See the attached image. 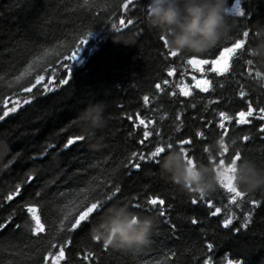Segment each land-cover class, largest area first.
Masks as SVG:
<instances>
[{"label": "trees", "instance_id": "1", "mask_svg": "<svg viewBox=\"0 0 264 264\" xmlns=\"http://www.w3.org/2000/svg\"><path fill=\"white\" fill-rule=\"evenodd\" d=\"M89 3L100 6L84 8V0H0V76L5 77L0 80V115L5 110V98L9 100L8 107L14 106V100L21 103L16 113L0 121V204L3 205L0 206V222L7 223L11 219L22 223L19 230L10 225L0 231V264H42L52 230L49 228L43 238H29L23 222L26 217L30 220V216L24 205L40 204L43 219L51 224L56 219V207L72 199L94 177L107 176L116 165L126 162L133 151L148 152L158 144L160 137L156 135L145 145L139 143L144 128L135 126L138 125L137 114L145 120H155V125L149 128L154 133L162 132L165 142L169 137L174 144L184 138H193L196 160L208 163L203 149L211 146L213 151H218L219 112L225 111L235 119L237 112L246 109L248 100L257 109L264 107V88L255 85L253 78L247 76L248 66L242 60L235 61L231 79L211 74L216 80L214 91L200 93L195 89L191 97L171 96V92L179 93L176 85L187 83L191 75L199 77L200 73L181 63L186 61L185 56H166L167 49L160 35L145 24V9L129 12L136 22L120 34L133 36L135 42L125 46L113 43L111 34L116 32L110 27L125 15L120 8L122 0H89ZM235 3L236 0H227V8L231 10ZM241 5L248 10V15L239 26L234 17L232 35L221 44L234 39L236 33L243 30L254 34L255 23L264 22V0H241ZM89 29L92 35L82 47L78 62L72 65L73 76L67 85H61L59 80L67 78V73L58 61L67 63L63 60L64 54L70 55L69 47L78 43L77 37ZM253 42L254 35L249 45ZM45 52L49 54L40 63L44 68L51 63L57 70L51 85L55 91L44 94L52 68L44 71L38 67L21 83L30 86L35 83L37 74L44 75L45 80L31 93L24 92L13 77ZM173 66L178 75L168 77L167 70ZM254 67L257 70L255 64ZM180 73L185 74L181 76ZM164 79L169 80L168 85H163ZM10 82L11 88L8 87ZM157 83L165 88L163 93L156 90ZM241 83L248 93L244 100L239 97ZM145 95L150 97L147 105L143 101ZM30 97H34L31 103L23 104V99ZM99 102L105 105V127L97 130L92 139L86 138L65 148L69 139L82 135L80 118L85 109ZM165 114L167 119H162ZM178 114L181 121L176 120ZM181 123L182 130L177 133L175 129ZM262 125L264 122L259 120L239 128L228 125L229 145L233 139L237 140L236 145L230 147L229 160L237 150H242L244 158L264 167V134L258 131V126ZM200 130L205 132L206 139L196 137ZM245 134L250 136L247 143L241 139ZM13 160L15 162L9 165ZM128 171H132V175L122 170L117 177L122 192L110 206H126L137 195L141 203L154 195L166 200L165 217L158 211L140 215L154 220L150 244L134 253L111 249L105 252L100 243L89 239L86 231L77 234L68 252L67 264H203L208 255L213 256V264H227L228 259L237 258L243 259L245 264H264V207L254 210L248 229L234 231L244 213L252 208L250 200L264 199V190L248 194L243 206L235 208L227 203V194L218 188L210 198L215 206L222 208V213L212 217L210 211L214 209L209 210L203 202L199 206L191 205L190 199L199 197L180 190L162 177L158 168L153 171L151 165L144 164L142 171ZM30 174L34 179L29 182ZM18 184L22 187L21 195L7 201V195ZM37 192L41 193L39 197ZM233 211L237 219L230 226L233 231L229 236L225 235L229 230L222 227V221ZM193 217L201 222L192 225ZM172 224L176 225L175 229ZM208 242L214 244L212 253L207 251ZM88 252H95L91 261L82 258V254Z\"/></svg>", "mask_w": 264, "mask_h": 264}, {"label": "snow or ice", "instance_id": "2", "mask_svg": "<svg viewBox=\"0 0 264 264\" xmlns=\"http://www.w3.org/2000/svg\"><path fill=\"white\" fill-rule=\"evenodd\" d=\"M99 6L100 5L96 3H89V0H84V4L82 5L84 8H95ZM146 6L147 0H122L120 8L123 9L125 15L119 18L118 24L116 22H112L110 24L111 29L114 32H123L129 26H133L136 21L131 15H129V12H134L138 8H144L146 11ZM229 12L231 14L234 13L232 15L237 19L238 26L243 23V18L248 15V10L242 8L241 0H236L234 7L229 10ZM105 27L108 28V25L106 24ZM90 35H92L91 29L87 30L85 34L77 37L79 42L74 43L69 47L71 54L69 55L65 53L63 56V60L67 61V63L58 61L60 67L67 73V78H61L59 80L61 85H67L72 78V65L74 62H78L80 51L82 47L88 42ZM229 35L232 34L229 33ZM253 35L254 34L249 30H243L242 32L236 33L234 39L227 40L223 44L220 43L214 49L210 50L204 55L188 56L186 61H181L182 64L186 63L187 66H191L193 72L198 71L200 75L199 77L195 74L191 75V80L189 82L176 85V87L179 88V93L171 92L170 95L173 97L177 95L191 97L193 95V90L195 89H198L200 93H209L210 90L214 91L216 83L215 77L231 79L236 60H242L244 63H246L248 66V77H259L261 73L255 70L254 63L249 60L245 54L246 49L249 46V41ZM159 39L167 49V57L178 58L182 56L180 53L167 48L166 37L160 36ZM48 54V52H45L42 56H36L32 63L28 64V66L22 72H20L19 75L13 77L14 82L20 85L24 92L31 93L33 89L37 88V85H40L41 82L45 80L44 75L37 74L35 76V83H30V86L21 83L27 77L31 76L38 67L42 68L44 71H47L48 68H52L51 63H48V68H44L43 64L40 63L41 61L45 60ZM186 71L187 69H185V72ZM56 73L57 70L52 68L51 78L48 80L47 84L44 85V94L55 91V88L51 85H53V82L56 79ZM184 74L185 73H180L181 76ZM211 74H215V77H213ZM177 75L178 73L175 66L168 68V77ZM240 75H243V72ZM4 79V76H0V80ZM162 83L163 85H168L169 80L164 79ZM220 86L223 87V84ZM8 87H13V84L11 82L8 83ZM239 87L241 89L239 91V97L241 100H244L248 93L246 90H244L242 83L239 85ZM155 88L160 93L165 91V88L162 87L161 83H157ZM33 98L34 97L23 99V104H30ZM143 101L145 105H147L150 102V97L145 95L143 97ZM212 102L218 103L219 101ZM8 103L9 100L5 98L3 100V106L5 110L3 111L2 115H0V121H4L10 113H16L21 107L19 100H14V106L12 107H8ZM193 107H195V105H193ZM218 115L219 121L216 127L221 130V135L216 142L218 144V151H213L211 146H205L203 153L207 156L208 163L217 165L219 168L224 170L225 178L221 180L219 189L223 190L227 194V203L234 206L235 208H240L245 203V197L248 195V193L241 191L235 186V177L233 173L235 172V164L244 157L243 151L237 150L229 160L228 154L230 152V145L227 138L230 129L228 125L234 124L239 128V126L252 125L254 120L264 122V107L257 109L251 100H248L246 109L237 112L235 114V119L232 115L225 111H220ZM129 119H132V117H129ZM135 119L138 120V125L135 126H143L144 128L142 133L143 138L139 140L141 145H145L146 142L149 141L150 137L154 135L160 137L158 144L152 150L148 152L139 150L133 151L126 162H124L122 165H116L107 176L102 178L94 177L93 180L89 182V185L78 190L72 199L56 207V219L51 224L43 219L40 204L33 203L24 205L27 216H30V220L26 217L23 222V226H25L29 231V238H43L44 236H47L49 228L52 230L51 240L49 241L41 258L42 264H67L68 252L70 251L77 234H83L84 232L88 231L93 221L96 220L97 217L101 216L107 208H109L111 202L114 199H119V193L122 192V184L117 183V177L121 174L122 170L126 171L127 175L130 176L132 175V171H128L129 169L138 172L142 171L144 164H149L152 166V170L154 171L159 167V162L163 158V155L166 153V151L173 148L183 152L186 162H190L193 165L197 162L193 138H184L179 140L178 143L174 144L171 137H169L167 142H165L162 132L154 133L149 128V125H155V120H145L141 118L139 114H137ZM162 119H167V114H165ZM176 120L181 121L180 114L176 116ZM182 127V123L178 124L175 131L179 133L182 130ZM258 131L260 134H264V125L258 126ZM196 137L199 139H206V134L203 130H200L196 133ZM84 139L86 138L83 135L76 136L69 139L64 147L68 148L74 145L77 141H83ZM241 139L243 142L247 143L250 140V136L245 134ZM236 143L237 140L235 139L231 141L232 146H235ZM14 162V160L10 161L9 165ZM33 179L34 175L30 174L28 176V181L30 182ZM21 191L22 187L18 184L14 191L7 195L6 200L13 201L15 198L21 195ZM109 192H111L110 195L108 194ZM40 195V192L36 193L37 197ZM189 202L193 206H199L200 203L203 202L207 205L209 210L214 209L210 211V215L212 217H218L222 213V208L215 206L214 201L212 198H210V196L204 198L193 197ZM250 203L252 208L244 213L239 227H235L234 231L236 233H239L241 229H248L249 225L253 222L254 210L264 207V199L258 200L253 198L250 200ZM0 206L3 205L0 204ZM126 207L136 215L144 214V212L147 211H158L161 217H165L167 215L166 211L164 210L167 207L166 200L159 195H154L151 198H145L143 203H141L140 197L137 195L133 201L126 205ZM133 209L136 211H132ZM235 219H237V216L234 211L231 215H228L225 219H223L222 227L229 230L225 233V235H231L233 229H230V226L233 225V221ZM200 222L201 221H199L196 217L191 219L192 225H197ZM10 225H14V228L17 230L21 229L22 227V223L14 222L13 220L9 219L7 223L0 222V231L6 230ZM171 227L175 229L176 225L172 224ZM95 243L98 244L100 242L97 240ZM206 247L208 253H212L214 251V244L212 242H208ZM102 248L105 252H107L109 249L106 245L102 246ZM172 255L174 256L175 253ZM82 258L86 261H91L95 258V252L84 253L82 254ZM213 259L214 258L212 255H208L207 258L203 260V264H213ZM158 264H160V262H158ZM227 264H245V261L239 258L235 260L228 259Z\"/></svg>", "mask_w": 264, "mask_h": 264}, {"label": "clouds", "instance_id": "3", "mask_svg": "<svg viewBox=\"0 0 264 264\" xmlns=\"http://www.w3.org/2000/svg\"><path fill=\"white\" fill-rule=\"evenodd\" d=\"M236 20L227 8V0H147L145 24L160 36L166 37L167 48L182 56H202L219 45L235 27ZM254 42L246 49L261 75L253 78L255 85L264 88V22L253 28ZM113 43L132 46L133 36L120 32L111 34ZM105 105L96 103L81 115V132L87 139L106 125ZM232 145H230L231 147ZM218 147V144H217ZM159 174L187 194L200 198L210 196L225 178L217 165L197 161L186 162L183 152L173 148L159 162ZM234 184L245 193L264 190V168L243 158L235 164ZM154 228L152 217H141L126 206H110L88 229L89 239L97 240L109 249L134 253L150 244Z\"/></svg>", "mask_w": 264, "mask_h": 264}]
</instances>
